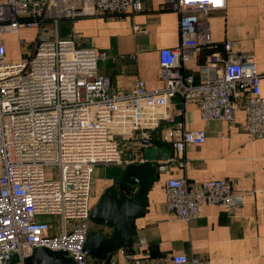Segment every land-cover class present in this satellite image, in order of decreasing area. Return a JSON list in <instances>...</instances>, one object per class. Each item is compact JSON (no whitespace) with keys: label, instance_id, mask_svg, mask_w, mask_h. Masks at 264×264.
Wrapping results in <instances>:
<instances>
[{"label":"built area","instance_id":"obj_1","mask_svg":"<svg viewBox=\"0 0 264 264\" xmlns=\"http://www.w3.org/2000/svg\"><path fill=\"white\" fill-rule=\"evenodd\" d=\"M226 0H165L163 9L178 16L180 44L158 52L162 88L149 90L136 80L126 92L113 94L110 79L98 72L105 55L81 48L74 34L38 41L18 63L5 59V34L39 28L41 21L75 20L85 15L123 14L143 10L141 0H92L77 9L76 0H0V264H25L38 248L59 252L75 264H88L83 252L94 227L88 216L97 167L127 164L125 142L135 139L141 150L154 147L151 132L167 126L172 161L182 167L186 145H201L203 131L185 128L189 104H198L204 123L227 124L245 112L243 132L264 137V97L252 56L235 54L229 41L216 50L203 18L224 11ZM204 55L197 73L185 65ZM181 160V161H180ZM55 175L45 178V170ZM160 173L165 172L158 165ZM233 180L190 184L168 178L165 210L179 221L198 218L203 206L235 215L243 204ZM144 238L112 254L103 264H155L138 257ZM158 264H207L198 257L172 255Z\"/></svg>","mask_w":264,"mask_h":264},{"label":"crops","instance_id":"obj_2","mask_svg":"<svg viewBox=\"0 0 264 264\" xmlns=\"http://www.w3.org/2000/svg\"><path fill=\"white\" fill-rule=\"evenodd\" d=\"M141 2L143 10L139 13L85 15L56 22L48 19L41 21L39 28L5 34V59L18 63L31 54L38 41L79 34L78 47L93 48L105 55L98 72L110 79L111 93L128 91L136 80L144 82L149 90L160 89L163 83L158 52L179 46L178 16L163 9L165 0ZM91 3L92 0H76V7L90 10ZM225 4L224 11L203 17L209 24L211 40L219 52L229 41L235 54L254 58L256 70L263 76L260 91L264 97V0H226ZM203 61L201 54L185 65V72L195 76ZM237 106L231 123L212 120L206 124L200 119L198 104L188 105L183 116L185 128L203 131L205 141L185 146L182 167L171 160L167 126L162 122L151 132L154 147L167 152V158L154 161L156 166L163 165L165 172L153 184L145 211L135 221L133 240L142 237L148 244L145 251L135 252L138 257L147 256L155 264L178 254L198 257L207 264H264V137L252 138L243 132L246 115L241 103ZM142 151L135 139L125 142L124 161L142 162ZM108 174L96 175L93 189L95 182L103 183ZM171 177L184 178L190 184L233 180L236 191L243 196L242 207L230 215L222 208L203 206L198 218L176 220L165 210L164 185Z\"/></svg>","mask_w":264,"mask_h":264},{"label":"water","instance_id":"obj_3","mask_svg":"<svg viewBox=\"0 0 264 264\" xmlns=\"http://www.w3.org/2000/svg\"><path fill=\"white\" fill-rule=\"evenodd\" d=\"M141 158L142 162L138 164L124 166L90 209L88 219L94 228L87 234L83 252L93 262H106L118 250L131 246L136 236L135 221L144 213L147 196L159 180L160 174L154 161L166 159L167 152L152 147L144 149ZM123 186L134 189L132 195L123 194L120 191ZM16 261L17 258L13 257L7 264ZM25 264L75 263L62 253L38 248L25 260Z\"/></svg>","mask_w":264,"mask_h":264},{"label":"rangeland","instance_id":"obj_4","mask_svg":"<svg viewBox=\"0 0 264 264\" xmlns=\"http://www.w3.org/2000/svg\"><path fill=\"white\" fill-rule=\"evenodd\" d=\"M123 167H124L123 165L110 166V167H98V169H96L94 171V173H93L94 179H95L96 175L104 174L106 176L108 173L109 174L103 183L101 180H97V182H95L96 189H93V196L91 197V206H93L96 203V201L100 197L103 190L111 185L112 178L115 176H118L121 173V170L123 169ZM54 175H55L54 170H52V169H46L45 170V178L47 180H51V178ZM123 192H125L126 195L130 196L134 192V189L131 188V190H126L123 188ZM95 229H97V228H95ZM98 230H101V229H98ZM102 232H105V231L102 230Z\"/></svg>","mask_w":264,"mask_h":264},{"label":"trees","instance_id":"obj_5","mask_svg":"<svg viewBox=\"0 0 264 264\" xmlns=\"http://www.w3.org/2000/svg\"><path fill=\"white\" fill-rule=\"evenodd\" d=\"M123 188L126 189V190H131V188H128V187H124V186L121 187V188H120V191H121L123 194H125V195H126V193L123 192ZM87 262H88V264H103V263H96V262H93V261L89 260L88 258H87Z\"/></svg>","mask_w":264,"mask_h":264}]
</instances>
